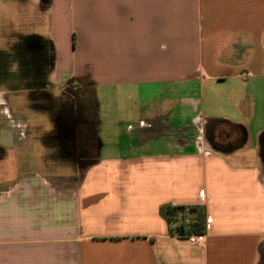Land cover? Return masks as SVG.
<instances>
[{
    "label": "crops",
    "instance_id": "0c3cea01",
    "mask_svg": "<svg viewBox=\"0 0 264 264\" xmlns=\"http://www.w3.org/2000/svg\"><path fill=\"white\" fill-rule=\"evenodd\" d=\"M0 5L46 50L0 87V264H258L264 0ZM44 90L61 98L27 105L54 126L32 135L11 92ZM167 204L204 209V243Z\"/></svg>",
    "mask_w": 264,
    "mask_h": 264
},
{
    "label": "rangeland",
    "instance_id": "374dc122",
    "mask_svg": "<svg viewBox=\"0 0 264 264\" xmlns=\"http://www.w3.org/2000/svg\"><path fill=\"white\" fill-rule=\"evenodd\" d=\"M3 14H6V13L0 7V87H4L6 85L5 81H3L5 75L16 74L18 71H20V67H19L18 63L15 61V59H13V58H16V56H18L20 54L19 51H21V49L18 51V49H17L18 46L20 48H23V50H25L28 53V54L26 53V55H27V57H29V61H30L31 66L35 62L34 60H36V59L39 60L38 65H41L42 67L46 63V50L44 49V46L42 45L43 47H40V49H39L38 46H35L34 44H32V42H29L33 38L27 37L28 35L25 37L26 42L23 41L22 39H19L17 41L16 38H13L12 34H11V31H12V27L10 25L11 23L9 22L8 18L4 19ZM11 19H13V18H11ZM26 21H27L26 17L24 19H22L21 24L19 25V28H17V30L28 32L29 28L27 26H24ZM37 22L38 23H37L36 32L38 34H41L45 30V22L43 19H40V21L37 20ZM26 25H27V23H26ZM23 45H24V47H23ZM8 59H10V60H8ZM27 67L28 66H26V68ZM36 69L38 70L39 67L36 66ZM25 71L27 72L28 68ZM41 73L43 74V71H41ZM43 77L41 76V82H42L41 84L42 85H44V83H43L44 78ZM82 78H83L84 82L92 80V77L88 74L82 75ZM254 83H257L256 88H259L258 90H260V82L254 81ZM254 83H253V81H250L249 86L254 84ZM11 97H12V100H14L17 104L19 103L21 105L23 112L28 117V119L30 121V125H31L29 131L32 135L36 134L38 131L39 132L40 131L46 132V131H49L50 129H52V127L54 126V123L52 121L53 116H51V114L48 115L44 111L32 110L27 105V100L33 101V99H35V100L47 101V100L56 99V98L58 99L61 97L55 96L53 94V92L47 91V90H44L43 92L28 91L26 93H24L22 91L21 92H11ZM26 98H27V100H26ZM53 115H54V113H53ZM100 115H101V113H100ZM36 157H40V156L38 155ZM26 164L28 165V163H26ZM30 165L32 166L33 163L32 162L29 163L28 166H30ZM41 167H42V169L44 168L43 165H41ZM30 173H32V172H30ZM44 173H47V172H44ZM258 264H264V244L261 248L260 261Z\"/></svg>",
    "mask_w": 264,
    "mask_h": 264
},
{
    "label": "trees",
    "instance_id": "16d2710c",
    "mask_svg": "<svg viewBox=\"0 0 264 264\" xmlns=\"http://www.w3.org/2000/svg\"><path fill=\"white\" fill-rule=\"evenodd\" d=\"M26 42V41H25ZM19 47V46H18ZM18 51L21 49L20 54L16 56L15 61L18 63L20 67V72L27 73L30 71L34 66H38V61L39 60H34L35 62L30 65L29 57L26 55V51L23 50V48H18ZM24 47V45H23ZM17 51V50H16ZM28 54V53H27ZM24 56V58H23ZM10 60V59H8ZM27 61V62H26ZM8 62V61H7ZM26 66H28V71L26 72L25 70L27 69ZM40 67V72L44 70L45 65ZM42 67V68H41ZM36 68V67H34ZM13 74H8L5 75L4 78L7 76L11 77ZM3 77V76H2ZM27 77V76H25ZM187 213V214H185ZM160 214L170 223V232L176 233V234H185V233H200L205 230V223H206V215L205 211L202 207H197V206H189L186 207L184 205H162L160 207ZM188 216V219L186 221V217Z\"/></svg>",
    "mask_w": 264,
    "mask_h": 264
},
{
    "label": "built area",
    "instance_id": "2783aa9c",
    "mask_svg": "<svg viewBox=\"0 0 264 264\" xmlns=\"http://www.w3.org/2000/svg\"><path fill=\"white\" fill-rule=\"evenodd\" d=\"M186 238L190 243H198L202 244L206 240V235L203 232L200 233H188L186 234Z\"/></svg>",
    "mask_w": 264,
    "mask_h": 264
},
{
    "label": "water",
    "instance_id": "95a60500",
    "mask_svg": "<svg viewBox=\"0 0 264 264\" xmlns=\"http://www.w3.org/2000/svg\"><path fill=\"white\" fill-rule=\"evenodd\" d=\"M262 141H263V149H264V134H263V138H262Z\"/></svg>",
    "mask_w": 264,
    "mask_h": 264
}]
</instances>
